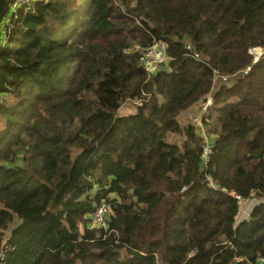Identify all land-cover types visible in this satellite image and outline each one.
<instances>
[{
  "label": "trees",
  "instance_id": "obj_1",
  "mask_svg": "<svg viewBox=\"0 0 264 264\" xmlns=\"http://www.w3.org/2000/svg\"><path fill=\"white\" fill-rule=\"evenodd\" d=\"M9 10L0 0L3 264H264V52L250 53L264 0H42L3 45ZM153 39L168 60L147 74L133 47ZM209 94L203 165L179 118ZM253 193L235 225L234 194ZM102 199L106 231L90 227Z\"/></svg>",
  "mask_w": 264,
  "mask_h": 264
},
{
  "label": "built area",
  "instance_id": "obj_2",
  "mask_svg": "<svg viewBox=\"0 0 264 264\" xmlns=\"http://www.w3.org/2000/svg\"><path fill=\"white\" fill-rule=\"evenodd\" d=\"M42 1V0H10V10L9 14L5 18V27L2 30L3 36V45L7 43L9 38L13 23L17 17V13L19 10L28 11L30 10V6L33 3ZM167 43L164 40L153 39L151 43L147 46L140 48L139 45H135L133 47L134 50L140 51L139 62L142 66L143 70L147 74H153L160 70L162 66L167 62ZM187 50H191V46L189 44L186 45ZM191 56L198 60L199 54L194 52L190 53ZM188 54V55H190ZM249 70L250 67H246V70ZM220 77H218V71L214 70L213 82L216 84ZM225 80V77H221ZM210 96V94H209ZM207 97L206 101L201 103L198 107V112L192 116L193 124L195 125L196 130L200 133L203 138V144L201 147V159L202 164L207 165L210 155L213 153L212 143L213 137L208 133V127L205 121L207 110L212 104V97ZM209 134V135H208ZM209 184L212 186V181L209 179ZM186 189L185 187L183 190ZM99 188H95L94 191H98ZM234 197L237 199L238 209L235 215V225L242 219V216L245 214V209L242 208V205L246 201H253V205L257 203V196L253 193L251 196L247 198H243L239 195L234 194ZM112 213L111 204L108 200L102 199L95 205V209L90 216V227L95 229L104 230L108 229V217ZM245 217V216H244ZM5 257V252L3 249H0V264H3ZM259 263H264V256L259 257L257 259Z\"/></svg>",
  "mask_w": 264,
  "mask_h": 264
},
{
  "label": "rangeland",
  "instance_id": "obj_3",
  "mask_svg": "<svg viewBox=\"0 0 264 264\" xmlns=\"http://www.w3.org/2000/svg\"><path fill=\"white\" fill-rule=\"evenodd\" d=\"M43 1H47V0H43ZM39 2V1H38ZM34 4V3H33ZM32 6L33 5H31L30 6V9L32 8ZM138 44V43H137ZM263 52H264V50L262 49V48H260V47H256V48H251V50H250V53L253 55V62H255L256 60H258L260 57H261V55L263 54ZM248 71V69L246 70V72ZM246 72H243V73H246ZM217 82H219V81H217ZM217 82H216V84H217ZM216 84H215V86H216ZM212 93V92H211ZM6 96H8V93H6L5 94V96H1L0 97V100L1 101H3L4 100V98L6 97ZM209 97H212V94H210V96ZM0 101V102H1ZM120 112L121 113H125V112H128L127 111V109H126V107H122L121 109H120ZM183 116V115H182ZM192 116V115H191ZM181 118H183V119H181ZM181 118H179V121H180V123L182 124V125H184V123H186V121L188 120L187 118H188V115L185 117V116H183V117H181ZM189 119L190 120H192V117H190L189 116ZM193 122V121H192ZM3 122L0 120V126H4V125H1ZM198 132V131H197ZM209 135V134H208ZM211 136V135H210ZM180 139V137L179 136H177V135H173V136H170L169 137V140L170 141H178ZM264 200V199H263ZM260 201V198L259 199H257V203ZM251 203V206H252V208H253V201L251 200V201H246L243 205H242V208L243 209H246L247 208V206L249 205ZM251 208V209H252ZM251 211V210H250ZM250 211L248 212H246L245 214H244V216H242V219L239 221V222H241L242 220H244V219H246L247 217H248V215L250 214ZM238 222V223H239Z\"/></svg>",
  "mask_w": 264,
  "mask_h": 264
},
{
  "label": "crops",
  "instance_id": "obj_4",
  "mask_svg": "<svg viewBox=\"0 0 264 264\" xmlns=\"http://www.w3.org/2000/svg\"><path fill=\"white\" fill-rule=\"evenodd\" d=\"M196 111V112H195ZM195 112V113H194ZM197 113V106L196 107H191V108H189L188 110H185V111H183L182 112V114L180 115V118L181 117H183V116H187L188 115V118L187 119H189V116H193V115H195ZM183 115V116H182ZM191 116V117H192ZM181 119H183V118H181ZM187 122V121H186ZM185 124V123H184ZM198 134L200 135V133L198 132ZM254 206V205H253ZM251 208H252V206H251V203L247 206V208L245 209V213L248 211H250L251 210Z\"/></svg>",
  "mask_w": 264,
  "mask_h": 264
},
{
  "label": "water",
  "instance_id": "obj_5",
  "mask_svg": "<svg viewBox=\"0 0 264 264\" xmlns=\"http://www.w3.org/2000/svg\"><path fill=\"white\" fill-rule=\"evenodd\" d=\"M254 157H255V158H259V157H260V154H257V155H255Z\"/></svg>",
  "mask_w": 264,
  "mask_h": 264
}]
</instances>
